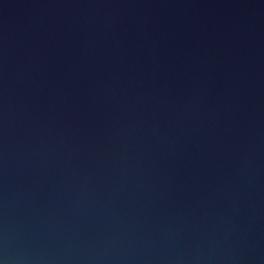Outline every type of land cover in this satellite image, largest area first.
<instances>
[{"label":"water","instance_id":"obj_1","mask_svg":"<svg viewBox=\"0 0 264 264\" xmlns=\"http://www.w3.org/2000/svg\"><path fill=\"white\" fill-rule=\"evenodd\" d=\"M0 264H264V0H0Z\"/></svg>","mask_w":264,"mask_h":264}]
</instances>
